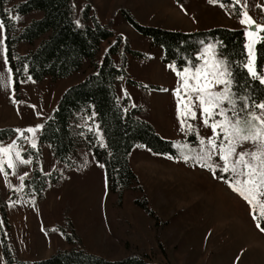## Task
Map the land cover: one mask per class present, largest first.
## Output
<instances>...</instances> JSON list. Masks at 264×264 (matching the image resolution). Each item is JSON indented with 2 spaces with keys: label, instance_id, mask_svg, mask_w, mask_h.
<instances>
[{
  "label": "rangeland",
  "instance_id": "rangeland-1",
  "mask_svg": "<svg viewBox=\"0 0 264 264\" xmlns=\"http://www.w3.org/2000/svg\"><path fill=\"white\" fill-rule=\"evenodd\" d=\"M18 1L12 0V3ZM74 1L79 12L84 1ZM97 2V15L107 22L113 16L116 30L130 37L134 49L146 53L144 57L129 56L127 70L130 78L138 83L128 84L122 80L118 88L120 97L128 95L130 103L141 108L142 117L151 122L163 137L175 142L179 156L161 155L137 144L130 162L144 185V191L126 193L121 207L109 213L112 204L105 170L92 150L82 147L77 163L70 168L56 160L48 145L39 144L42 127L35 135L26 131L42 125L65 90L79 82L83 75L74 73L58 79L45 77L40 81L27 78L21 84L18 97L8 61L5 26L0 16V119L6 124L0 128L13 126L23 132V136L17 131L16 137L0 140V146L15 141L16 148L11 153L13 159L15 152L19 151L22 159L31 161L28 164L16 161L14 169H9L5 163L4 171L0 172V222L13 255L17 259L40 260L58 248H70L71 244L60 234V229L61 226L69 228L71 221L89 251L111 259L127 254L123 243L126 238L155 264H264V232L250 215L249 205L226 182L217 178L222 173L217 172L214 177L212 171L200 166L195 159L185 161L181 158V145L187 146L183 154L189 156L192 155L191 149L199 151L200 148L197 136L186 133L178 118L174 90L180 80L177 72L181 70L164 62L162 47L152 46L149 37L119 15L114 16L112 11L115 5L124 3L144 24L183 31L218 26L246 31V25L240 22L242 12L247 11L257 24L264 25V0H240L236 10L235 0H216L214 3L190 0L185 8L176 0ZM12 17L18 28L30 18L13 12ZM114 40L115 37L103 43L99 58ZM209 44L218 46L217 42H204L199 64L206 58L201 54ZM17 50L26 53L30 45L19 44ZM116 61L120 62L118 57ZM152 84L161 88L150 87ZM197 117L189 123L198 128L201 137L211 136V129L200 123L199 113ZM90 127L95 129L93 124ZM32 142L36 144L34 149L39 155L40 169L44 173L60 169L65 175V180L59 184L50 181L43 199L28 198L24 193V180L32 175L33 160L25 158L22 152L32 148ZM249 148L251 145L245 144L238 150ZM21 176H24L23 181ZM143 197L147 198L146 205L152 215L135 202L136 198L143 200ZM2 199L10 227L2 216ZM112 213H115L114 219L110 218ZM156 220L166 221L161 238L157 236ZM260 223L264 227V221ZM0 264H6L1 236Z\"/></svg>",
  "mask_w": 264,
  "mask_h": 264
},
{
  "label": "trees",
  "instance_id": "trees-1",
  "mask_svg": "<svg viewBox=\"0 0 264 264\" xmlns=\"http://www.w3.org/2000/svg\"><path fill=\"white\" fill-rule=\"evenodd\" d=\"M83 1L84 5L78 12L74 0H19L15 3L0 0V16L5 26L8 61L18 97L21 84L27 78L40 81L45 77L58 79L74 73L83 75L79 82L65 90L44 120L39 144L48 145L56 160L70 168L77 163L82 147L92 150L105 170L111 213L121 207L126 193L144 191V185L130 162V155L137 144L173 157L179 156V149L173 140L163 137L151 122L142 117L141 108L132 105L128 95L122 98L119 95L122 80L128 84L138 83L129 76V56L144 57L146 53L134 49L130 37L116 30L113 16L108 22L100 20L94 0ZM176 2L185 8L190 0ZM233 4L235 10L238 9V4ZM12 12L30 18L18 28ZM113 15H119L123 21L149 37L152 46L162 47L164 62L177 70L199 64L203 43L217 42V52L232 61L237 84L233 91L240 95H251L256 102L264 101V84L252 79L243 67L246 60L245 29L218 26L183 31L144 24L124 3L114 8ZM114 37L115 40L110 42L102 58H99L103 43ZM22 43L30 45L28 52L20 53L17 50ZM256 66L258 72L264 71V43L256 45ZM150 87L161 88L154 84ZM92 124L95 129L90 127ZM16 135L17 129L13 126L0 128L1 141ZM22 155L33 160L32 175L24 180L26 197L43 199L50 181L59 184L65 180L60 169L51 173H44L40 169L39 155L34 148L24 149ZM135 202L152 215L146 205V197L143 200L136 198ZM1 212L7 227H10L3 199ZM114 217L115 213H112L110 218ZM164 225L166 221L156 220L158 238H161ZM61 227L60 231L71 244L70 248H58L45 259L23 260L13 255L0 222L6 264H155L148 261L147 254L134 248L126 238L123 243L127 254L119 259H111L89 251L71 221L69 228Z\"/></svg>",
  "mask_w": 264,
  "mask_h": 264
},
{
  "label": "snow or ice",
  "instance_id": "snow-or-ice-1",
  "mask_svg": "<svg viewBox=\"0 0 264 264\" xmlns=\"http://www.w3.org/2000/svg\"><path fill=\"white\" fill-rule=\"evenodd\" d=\"M235 2L239 4L240 0ZM242 17L240 22L246 25L243 67L252 79L264 84V71L258 72L256 66V45L264 43V35H261L264 25L257 24L247 11L242 12ZM216 48L214 44L207 45L201 54L202 58L206 57L202 64H191L177 72L180 80L174 95L179 122L186 133L197 136L200 145L199 151L190 150L191 156L183 154L187 146L181 145V158L185 161L195 159L200 166L212 171L214 177H217V172L222 173L217 178L226 182L249 205L250 215L264 232L260 223L264 221V101L256 102L251 95L233 91L237 84L232 61L218 53ZM197 113L203 127L211 129V136L201 137L198 128L189 123L198 118ZM40 127L43 126L37 125L26 131L35 135ZM245 144H250L251 148L238 150ZM31 147L36 148L35 142ZM15 148V141L11 145L0 146V172L4 171L5 163L9 169L16 167V161L31 163L22 159L19 151L15 152L14 160L11 153ZM20 179L23 181L24 176Z\"/></svg>",
  "mask_w": 264,
  "mask_h": 264
},
{
  "label": "crops",
  "instance_id": "crops-1",
  "mask_svg": "<svg viewBox=\"0 0 264 264\" xmlns=\"http://www.w3.org/2000/svg\"><path fill=\"white\" fill-rule=\"evenodd\" d=\"M94 1H95V0H94ZM95 3H96V7H97V13H99V3L97 2V0H96ZM115 7H116V5L113 7V10H114ZM113 10H112V11H113ZM112 11H111L110 13H112ZM98 17L100 18L101 21H103V22H107V20H104V19H103L104 17L102 18V17H100L99 15H98ZM195 31H196V30H195ZM59 99H60V98H59ZM58 101H59V100H57V103H58ZM57 103H56V105H57ZM55 107H56V106H55ZM0 118H1V117H0ZM0 125H1V126L6 125L5 122H4L2 119H0ZM59 219H60V218H59ZM60 234H61V232H60ZM61 235H62V234H61ZM62 236H63V235H62ZM63 237H64V236H63ZM53 253H54V252H53ZM53 253H52V254H53ZM52 254H51V255H52ZM51 255H50V256H51ZM50 256H48V257H50ZM48 257H46V258H48Z\"/></svg>",
  "mask_w": 264,
  "mask_h": 264
}]
</instances>
